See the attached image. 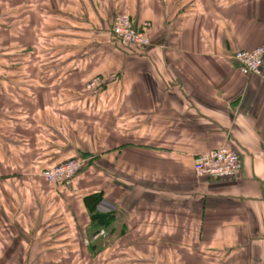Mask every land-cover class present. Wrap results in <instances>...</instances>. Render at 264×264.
<instances>
[{
  "label": "crops",
  "instance_id": "1",
  "mask_svg": "<svg viewBox=\"0 0 264 264\" xmlns=\"http://www.w3.org/2000/svg\"><path fill=\"white\" fill-rule=\"evenodd\" d=\"M122 11L151 23L125 56L108 31ZM57 31L95 44H61L74 56L53 88L51 66L21 71L58 56ZM260 46L264 0H0V264H264V75L234 59ZM100 73L104 88L81 87ZM219 148L239 154L237 174L197 176ZM79 155L70 184L36 178ZM95 193L119 205L110 248L84 244Z\"/></svg>",
  "mask_w": 264,
  "mask_h": 264
},
{
  "label": "built area",
  "instance_id": "2",
  "mask_svg": "<svg viewBox=\"0 0 264 264\" xmlns=\"http://www.w3.org/2000/svg\"><path fill=\"white\" fill-rule=\"evenodd\" d=\"M112 30L117 39L140 48H145L152 42L151 23L145 21L136 25L128 12L116 16ZM234 59L243 74L264 75V46L253 50H240L235 53ZM94 83L90 86H93ZM81 166L82 164L78 160L66 161L54 166L53 169L45 170L44 175L52 182L59 181L69 184L78 174ZM194 169L199 177L232 178L239 169V154L229 148L210 150L195 158ZM105 233V230L102 229L93 238L98 239L105 236ZM89 242L88 240L86 243L89 245Z\"/></svg>",
  "mask_w": 264,
  "mask_h": 264
},
{
  "label": "rangeland",
  "instance_id": "3",
  "mask_svg": "<svg viewBox=\"0 0 264 264\" xmlns=\"http://www.w3.org/2000/svg\"><path fill=\"white\" fill-rule=\"evenodd\" d=\"M121 13H126V12L125 11H122V12H120L118 14H121ZM118 14L115 15L114 20H113V23H112L110 29H108L109 33L111 32V35H114V34H112L113 30L111 31V29H113V24H114L115 18H116V16ZM54 20H61V18H56ZM108 35H110V34H108ZM61 36L63 37L62 39H61ZM51 37H52V43H53V48H54L53 49V52H55L54 57H55V55L57 56V54H58V56L56 58H54V60H40L39 56H37V58L34 59L35 64L34 65H28V64L24 65L22 67L23 69H22L21 73L22 72H24V73H30V72L31 73L32 72L44 73L46 71L45 68L46 67L48 68V67L51 66V68H52V74L54 75V77H53V83H54L53 88H60L61 86H64V82L63 81H60L58 79H56L57 80L56 81L55 80V77L57 76L59 78L58 75L63 74V72L65 73V71H67V66H66L67 61H68L67 59H70L71 56H74V55H71L72 50H71V52L68 53V56L67 57H64V56L62 57L61 55L59 56V54L61 52L66 51L67 48L69 47V46H66V48H64V45H61V44L64 43V42H66L65 43L66 45L67 44L68 45H70V44H76V41H77V44H78L81 40H78L77 37H80V39H82V40L84 39L85 43H89L90 44L93 39H92V35L90 33H88V32H86L85 34H82V33H80V34L78 33L77 34L75 31L73 33H69V35H66V34H61L60 35V33H58V31H57V32L52 33ZM114 38H115V40H114L115 41V45L114 46H116L115 53L116 52H118V53L119 52H123V55L125 56V53L128 54V46H131V47H133L136 50H140V47H137V46H134V45L129 44L128 42H124L122 40H119V39L116 38L115 35H114ZM93 42H92V47H94V44H95ZM113 49H114L113 46H111L110 49H107L106 48L105 50H102V49H96V50H98L99 52L102 50V54H103V53H105L106 50H110V51L113 52ZM89 51H91V48L88 49V50H86V53L89 52ZM76 53H74V54H76ZM118 53H116V54H118ZM118 56L123 57L121 55H117V57ZM27 61L28 60H24V62H27ZM4 72H10V71L9 70H5ZM27 81L29 82V85L31 83H35V82H32V81H29L28 79H27ZM109 81H111V80L110 79H106L105 80L104 79V75L100 73V74L93 75L89 80H87L83 84V86L81 84H79V85H81L82 88L84 87L86 90L92 92V91H95L97 89L104 88L103 85L105 84V82H109ZM93 82H95L94 85L93 86H90ZM25 83H27V82H25ZM40 83L43 84L44 82H40ZM30 87H31V85H30ZM57 130H61V128L60 129H57ZM49 133H50V131H49ZM54 136H57V134H54ZM4 146H5V148H8V144H7L6 141L4 143ZM71 160H78V161L81 162L82 166H81V169L78 172V174H80V172H82L84 170V168H86L87 165L90 162L89 157H84V156H80V155L79 156L65 158V159H60V160L49 161V162H46L45 164H43L40 167V169H38V171H37L38 176L36 178L41 182V184L45 185L48 188L49 187H52V186L53 187H59L60 185H67V184L61 183L59 181H56V182L50 181L49 179H47L45 177L44 171L47 170V169H53L54 166H56L58 164H61L63 162H66V161H71ZM106 166H108V165H106ZM73 179H72V181H73ZM120 179L124 182L123 185L128 189V176L127 177H120ZM118 210H119V205L117 204V202H115L113 200H110L109 198H102L99 201V203L97 204V206H96V212H98L100 214H111L114 217H116V213H118ZM102 229L105 230V232H106L105 233L106 234L105 236L106 237L101 236L98 240L103 239V241H100V242H102L101 244L103 245V247L110 248L114 244L115 236H114V233L111 230L108 231L106 227L96 228L93 232L91 230L92 234H90V236L88 237V239L90 241L89 242L90 244L88 245L86 242L84 244L86 246H92L93 242L94 241L96 242V240H97V239H94L93 238L94 235L96 233H98Z\"/></svg>",
  "mask_w": 264,
  "mask_h": 264
},
{
  "label": "trees",
  "instance_id": "4",
  "mask_svg": "<svg viewBox=\"0 0 264 264\" xmlns=\"http://www.w3.org/2000/svg\"><path fill=\"white\" fill-rule=\"evenodd\" d=\"M101 199L102 197L99 193H95L87 197V201H95V208L93 207L90 209L92 221L99 227L107 228L108 225L115 219V217L111 214H100L96 212V206Z\"/></svg>",
  "mask_w": 264,
  "mask_h": 264
}]
</instances>
